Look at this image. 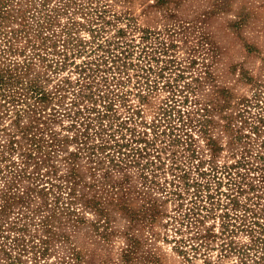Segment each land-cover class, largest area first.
Masks as SVG:
<instances>
[{
    "label": "rangeland",
    "instance_id": "obj_1",
    "mask_svg": "<svg viewBox=\"0 0 264 264\" xmlns=\"http://www.w3.org/2000/svg\"><path fill=\"white\" fill-rule=\"evenodd\" d=\"M74 1L55 17L59 41L43 48L47 65L36 59L23 76L40 72L53 99L20 115L18 103L0 98V264H205L204 257L212 264H264V126L256 132L259 121L243 111V98L264 85V0ZM65 24L73 27L66 51ZM18 26L8 20L3 29ZM13 46L18 52L0 53V66L26 70L19 51H31L28 39L15 38ZM109 90L128 92L127 102L142 106L147 120L167 102L188 112L192 149L172 144L163 153L160 184L140 166H108L73 138L75 120L65 113L78 108L72 102L90 105L91 96ZM30 124L41 127L44 139H57L55 148L44 145L29 156L21 129ZM185 171L202 184L198 201L216 206L202 232L231 221L227 255L223 238L214 236L198 259L177 251L179 224L170 219L195 197L189 179L176 176ZM170 178L182 197L170 192ZM152 206L155 217L147 213Z\"/></svg>",
    "mask_w": 264,
    "mask_h": 264
},
{
    "label": "trees",
    "instance_id": "obj_2",
    "mask_svg": "<svg viewBox=\"0 0 264 264\" xmlns=\"http://www.w3.org/2000/svg\"><path fill=\"white\" fill-rule=\"evenodd\" d=\"M51 1L0 0V35H2L0 39L3 41V44L0 43V46L2 44L0 53L16 54L18 48H14L13 40L18 37H26L31 45V51L28 53H25L24 49L19 51V53L25 55L23 62L27 64L26 70H22L24 66L22 64L14 67H10V65L7 68L5 65L0 66V98L4 100V104L18 103L20 108H18L17 113L20 115H23L24 110H30V108L32 111H36V104H43L53 99L51 92L41 82L42 75L40 72H35L31 77L23 78L24 74L30 71L31 62H34V60L39 59L45 65L44 62L49 58L47 53H44L43 48H47L50 44L57 46L59 41L55 37L58 33L53 29L55 17L62 11L67 12L70 2H75L74 0H61L55 6H51ZM23 2L26 3L25 6H22ZM8 20H18L20 26L12 27L10 31L5 30L6 28L3 29L4 24ZM71 21L74 24L79 23L76 20ZM50 29L54 30L52 34L49 33ZM72 29L73 27L67 24L61 28V31L67 36V38H63L65 43L62 49L64 51L69 48L68 44ZM38 38H41V40ZM54 51L56 52V49ZM52 61H54V58H52ZM57 61L63 62L64 60L57 59ZM127 94L128 92L109 90V92L100 94L99 98L91 96L92 104L88 105L85 103L83 106H79V101L74 100L72 105L78 106V108H75L73 114L65 112L67 116L75 120L72 124L75 129L73 138L81 143L82 148L89 149L93 156L100 157L108 166H140L146 171L145 178L147 180L160 184V180L156 176L160 174L159 171L165 164L162 159L163 153L168 148H171L172 144H184L186 149L191 150L194 139L188 128L193 127L194 124L188 122L190 117L188 112L185 109L178 108L176 102H173L175 104L167 102L166 105H162L153 118L147 120L143 115L144 109L142 106H135V104L127 102ZM140 97L142 101L147 98L141 92ZM57 101L65 105L62 97ZM119 104L125 107V114L119 112ZM243 107L244 112H251L257 118L259 123L254 126V129L256 132H260L261 126H264V85L262 87L259 86L252 97L243 98ZM252 108L254 111H252ZM199 124L203 130L207 131L205 122L199 120ZM229 127L234 126L230 124ZM38 129H41L38 124H30V126L28 125L21 129L27 140L31 142L32 152L28 153V155L33 158L35 157L34 152L42 151L44 145L52 148L57 145V139L49 140L44 139L42 135L39 136ZM185 130L186 133H182ZM29 132L33 134L29 135ZM65 138L69 139L67 136ZM14 141H11V148L14 146ZM176 151L177 149H173L172 152L175 154ZM176 176L179 179L190 178L187 171L177 173ZM168 180L169 178L166 177L165 181ZM170 181L175 187L170 191L173 193L172 195H176L177 198L182 197V191L179 190L180 183L174 178H170ZM184 182L189 191L194 186L193 196L195 197L191 200L192 204L188 206L186 211H181L178 215L174 214L172 219H170L171 224L175 222L179 224L176 230L180 234L176 238L177 251L189 261L198 259L200 255L205 253L201 249L207 247L208 239L214 236L223 238L222 246H224L223 250H226L224 254L227 255L229 246L233 247L231 244L233 241H229V234L232 229L229 230L228 225H231V221H223L222 228L218 232L211 228H207L202 232L201 225L205 221L204 218L215 215L216 206L215 204L209 205L206 202L198 201L201 199L199 196L202 193L201 182L195 178L193 181L189 179L184 180ZM151 209L147 213L155 217L159 210L155 206H152ZM204 211L206 212L203 213ZM226 215H228V212H225L223 217H228ZM184 225L188 227L189 231L194 230L193 236H184L186 231L183 228ZM227 230H229V233H227ZM252 239L258 242L260 238ZM247 248L252 247L248 246ZM241 249L242 246L237 250ZM245 250L247 249H242L241 252L244 253ZM204 262L205 264H212L207 257H204ZM196 264L202 263L198 262Z\"/></svg>",
    "mask_w": 264,
    "mask_h": 264
}]
</instances>
